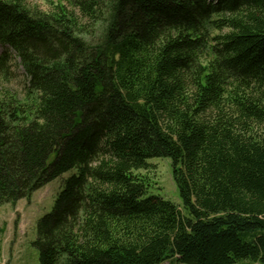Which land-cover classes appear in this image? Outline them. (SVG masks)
<instances>
[{"label":"trees","instance_id":"trees-1","mask_svg":"<svg viewBox=\"0 0 264 264\" xmlns=\"http://www.w3.org/2000/svg\"><path fill=\"white\" fill-rule=\"evenodd\" d=\"M65 1L0 0V206L75 169L39 264H264V0Z\"/></svg>","mask_w":264,"mask_h":264},{"label":"rangeland","instance_id":"rangeland-1","mask_svg":"<svg viewBox=\"0 0 264 264\" xmlns=\"http://www.w3.org/2000/svg\"><path fill=\"white\" fill-rule=\"evenodd\" d=\"M26 3L42 13H52L58 6H64L66 11L74 12L80 20L83 19L78 11L74 10L65 0H26ZM86 23L90 25L88 21ZM18 62V59L12 58L13 78L11 82L0 88H6L9 92L24 97L26 78L23 70L15 67V63ZM148 163L150 165L148 170L136 172L148 182V192L179 206L180 200L171 175L170 160L154 158ZM74 172L75 169L62 174L34 191L28 199L17 201L15 205L0 206V264H39L38 252L33 246L37 235V221L51 211L57 194L64 186V181ZM164 264H169V262ZM238 264L252 263L246 260Z\"/></svg>","mask_w":264,"mask_h":264}]
</instances>
